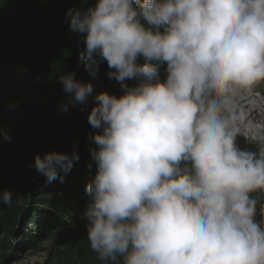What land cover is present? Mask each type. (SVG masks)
I'll list each match as a JSON object with an SVG mask.
<instances>
[{"label": "clouds", "instance_id": "clouds-1", "mask_svg": "<svg viewBox=\"0 0 264 264\" xmlns=\"http://www.w3.org/2000/svg\"><path fill=\"white\" fill-rule=\"evenodd\" d=\"M65 19L83 35L84 68L95 76L106 61L124 90L97 94L87 117L100 131L82 215L98 258L264 264V0H97ZM58 79L67 97L60 110L84 111L92 84L75 72ZM10 131L0 126L5 142ZM78 159L75 150L50 151L33 166L51 182ZM13 195L0 190V203Z\"/></svg>", "mask_w": 264, "mask_h": 264}, {"label": "trees", "instance_id": "trees-1", "mask_svg": "<svg viewBox=\"0 0 264 264\" xmlns=\"http://www.w3.org/2000/svg\"><path fill=\"white\" fill-rule=\"evenodd\" d=\"M36 1L31 0V3ZM29 8L33 12L29 15L32 22L27 19L28 16L24 15L25 22L22 14L18 13L19 16L7 9L0 14L2 23L10 29L8 35L15 46L6 49L5 55L12 61H19L20 68L27 70L25 74L31 78L33 88L40 94V103L31 112V126L26 135L32 145L45 153H71L75 150L79 159L70 171H60L55 180L44 181L56 195L46 203L47 209H41L38 204L42 201L30 191L35 173L23 164L20 155L0 164V190L8 189L14 193L11 205L0 203V232L6 240L0 244V264H3L5 251L10 246L6 238L18 234L20 228L28 235L25 229L31 224H37L39 230L48 227L58 230L53 256L59 264H107L91 249L86 220L82 215L89 199L85 188L96 173L92 150L97 146L92 137L100 129L88 123L91 110L88 104L84 111H80L79 104L70 107L67 113L60 110L59 104L67 97L58 78L62 74L75 72L77 80L92 85L103 79L105 91L117 97L124 90L115 79H108L110 69L106 61L98 65L95 76L84 68L78 58L79 53L85 50L83 35L72 33L66 20L53 11L39 12L37 8ZM19 20L25 23L21 24ZM16 46L21 47L22 51L19 52Z\"/></svg>", "mask_w": 264, "mask_h": 264}, {"label": "rangeland", "instance_id": "rangeland-1", "mask_svg": "<svg viewBox=\"0 0 264 264\" xmlns=\"http://www.w3.org/2000/svg\"><path fill=\"white\" fill-rule=\"evenodd\" d=\"M96 2L97 0H38L32 4L31 0H0V14L7 9L16 15L22 14L25 22L26 17L24 15L28 16L27 19L31 21L32 16L29 18V15H32L33 12L29 7L32 6L37 8L39 12L41 10L53 11L61 19L66 20V11L70 7L74 5L79 7L85 3L94 5ZM19 21L21 24L25 23L22 20ZM142 23L146 24V21H142ZM9 30L8 26L2 23L0 17V126L7 125L11 129L10 142H5L0 137V164L8 163L15 156L20 155L23 164L35 173L30 191L36 199L42 201L41 204H38L41 209H47L46 203L54 199L56 195L50 185L44 184L47 178L38 173L33 166L35 156L37 154L43 156L45 152L32 145L26 135L29 126H31V112L40 103V94L33 88L30 77L26 74L24 77H18L16 69L20 68L19 61H12L5 55L6 49L15 48L11 37L8 35ZM16 48L18 49L19 46ZM18 51H22L21 47ZM143 62V57H138V63L142 64ZM166 76L165 63L160 69L161 81L165 80ZM124 82L129 86H134L137 83L135 80ZM92 86L93 92L88 103L90 108L96 103L93 98L106 90L103 79L96 81ZM261 92L264 93V86H262ZM10 101H19L21 108L9 111L6 105ZM237 143L241 148L255 150V145L249 144L243 137H239ZM36 225L31 224L25 229L28 235L24 234L23 229L20 228L18 234L9 239L6 238L7 241H10V246L5 251L6 256L3 264H59L53 256L55 253L53 245L58 236V230H53L50 227L39 230ZM2 241L6 240L4 234L0 232V244Z\"/></svg>", "mask_w": 264, "mask_h": 264}]
</instances>
